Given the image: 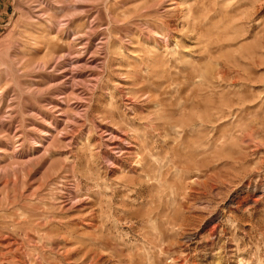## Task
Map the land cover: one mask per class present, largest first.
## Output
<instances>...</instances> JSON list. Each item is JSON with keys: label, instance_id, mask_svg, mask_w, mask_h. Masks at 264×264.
<instances>
[{"label": "rangeland", "instance_id": "1", "mask_svg": "<svg viewBox=\"0 0 264 264\" xmlns=\"http://www.w3.org/2000/svg\"><path fill=\"white\" fill-rule=\"evenodd\" d=\"M0 264H264V0H0Z\"/></svg>", "mask_w": 264, "mask_h": 264}]
</instances>
